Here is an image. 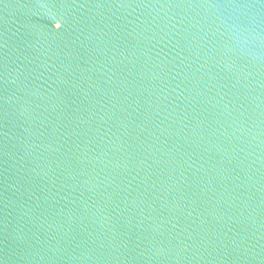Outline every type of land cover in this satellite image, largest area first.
<instances>
[{
    "label": "water",
    "instance_id": "1",
    "mask_svg": "<svg viewBox=\"0 0 264 264\" xmlns=\"http://www.w3.org/2000/svg\"><path fill=\"white\" fill-rule=\"evenodd\" d=\"M0 264H264V0H0Z\"/></svg>",
    "mask_w": 264,
    "mask_h": 264
}]
</instances>
